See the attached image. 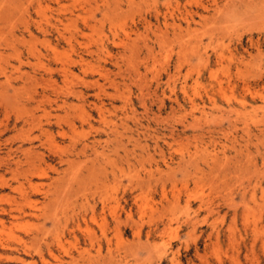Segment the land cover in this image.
<instances>
[{
	"label": "rangeland",
	"instance_id": "obj_1",
	"mask_svg": "<svg viewBox=\"0 0 264 264\" xmlns=\"http://www.w3.org/2000/svg\"><path fill=\"white\" fill-rule=\"evenodd\" d=\"M7 1L0 0V16ZM37 1L20 0L11 12L9 22L14 26L17 39L23 37L21 34L24 37L27 35L25 26L28 24L30 32L36 38L31 45L45 55V37L36 30L34 23L44 22V13L46 18L50 17L56 5L49 0H41L42 9L39 13L36 10ZM87 1L92 0H60L63 10H73L74 14H80L88 22L95 15L96 20L103 24L93 31H84L85 36L79 38L83 45L76 46V51H81L85 45L95 51L103 44L109 48L112 59H108L105 53L99 54L103 60L98 63L96 57H87L90 66H100L105 79L97 72H87L85 76L80 73V67H77L73 72V87L84 91L92 101L96 90L84 83L98 81L105 85L109 99L115 88L110 89L112 85H108V81H117L120 95L123 96L114 99L113 93V98L109 101L105 94H101L100 99L105 103H114L117 107L129 100L131 103L127 102L128 107L131 106L135 111L134 120L126 122L124 151L121 152L124 163L122 188L125 215L123 214L122 259L115 264H264V0H169L170 11L173 9L177 13V5L180 11L186 5L189 13L184 51L187 66L183 70L188 76L189 102L184 104L185 112L171 111V108L176 109L175 99L181 103L179 82L175 93H169L170 90L165 88L167 78L163 72L168 60L169 72H172L180 52L179 42L170 39L159 48L147 41L154 49L156 58L153 60L146 58L143 49L146 34L141 22L146 19L156 26L152 17L154 7L162 13L166 12L167 0H119L121 10L113 13V0H98L102 3L109 2V9L100 3L99 9L93 11L92 15L81 13ZM110 18L116 20L113 32L109 31ZM1 23L0 20V25ZM77 23L81 26L80 20ZM5 29L3 37L6 36L8 25ZM123 30L130 33V40L136 43V47H140V52L136 50L138 53L132 55L126 52L119 59L117 54L123 48L113 47L111 42L118 39L130 45L131 41L124 38ZM148 35L154 39L150 33ZM59 51L63 59L69 55V48L64 44ZM114 59L122 70L113 67ZM144 60L148 62L149 70L153 71L147 74L146 79L142 77L140 81L138 78V85L143 86L144 83L149 89L146 90L143 86L142 93L146 91L143 95L140 87L137 90L136 81L129 83L127 78L130 74L125 69V63L128 61V66L136 63L135 66L138 65L139 72L143 75ZM50 61L40 58L32 61L36 64L33 69H23L36 78L30 82L31 85L37 88L43 85L40 75L44 74V65L52 63ZM118 70L124 73L121 74ZM156 73L161 76L157 95L164 99L165 105L162 107H159L156 100L149 104L152 99L147 96L154 88H150L149 83ZM106 75L110 77L107 81ZM56 80L62 91L59 90L58 93L63 95L65 86L59 81V77ZM155 81L157 80L152 82V86ZM2 82L3 78L0 77V83ZM162 90L164 96H161ZM139 92L143 95L142 100H146L149 110L144 116L141 115L143 107L139 102L142 101ZM72 102L77 103L75 100ZM77 127L76 137L88 132L86 125ZM162 156L166 165L161 161ZM148 158L153 159L150 161ZM44 182L48 184L46 180ZM114 245L110 246L114 249ZM63 247L67 251L71 249L68 240ZM102 247L105 253V245ZM74 249L72 247V251L69 250L65 255L59 248L52 247V253L59 259L57 262L62 261L63 264H91L90 258L96 254L94 250L79 254ZM46 253L44 252V257L49 264L57 263ZM71 253L74 255L71 256ZM69 254L71 259L66 257ZM80 255L82 256L79 257ZM216 259L221 261L217 263ZM35 261L41 264L37 258ZM59 262L57 264H62Z\"/></svg>",
	"mask_w": 264,
	"mask_h": 264
},
{
	"label": "bare ground",
	"instance_id": "obj_2",
	"mask_svg": "<svg viewBox=\"0 0 264 264\" xmlns=\"http://www.w3.org/2000/svg\"><path fill=\"white\" fill-rule=\"evenodd\" d=\"M19 1L8 0L4 12L1 11L3 21L2 18L0 19L2 22L0 25V77L3 78V82L0 83V264H37L36 258L41 264H49L44 257V252H47L49 257L57 262L59 259L52 253V247L59 248L65 255L72 247L79 254L81 252L88 253L92 249L96 254L90 258L91 264L118 263L122 259L121 245L124 220V190L122 188L124 163L121 152L124 151L123 139L127 129L126 122L127 120H134L135 111L131 109V106L128 107V103H131L129 100L123 101L124 104L121 107L115 106L114 103L102 101L100 99L101 94H105L108 99L109 93L106 94L105 85H101L98 81L88 82L83 79L87 81V83L83 82L85 86L90 84L91 88L96 90L92 101L89 100L84 91L76 90L72 84L75 77L73 72L77 67H80V73H84L85 76L87 72L91 74L97 72L100 77L104 74L102 73L103 70L99 69L100 66H96L97 71L96 67L90 66L87 57H96L98 60H94H97L98 63L99 60H103L99 54L104 55L105 53L108 59H112L109 48L103 44L98 46L95 51L87 45L81 51H76V46L81 47L83 45L79 38L85 36L84 31H93L98 26H103L101 21L96 20L95 15H92L93 11L99 9L102 2L98 0L87 1L86 6L82 10L80 9L81 13L92 15L90 23L80 14H74L73 10H63L60 6V0H49L56 5L54 13L47 18L44 13V22L34 23L36 30L45 37L46 54L43 55L31 45L36 38L30 32L28 24L25 26L28 39L23 34H21L23 37L20 39L14 35V26L10 24L9 16ZM131 3L133 2L131 1ZM108 4L109 2L101 5H105L109 9ZM165 4L167 8L166 12L163 13L154 7L152 17L157 23L156 26L146 19L141 22V27L146 34L143 49L146 58L149 57L148 59L153 60L156 57L154 58V49L150 44L161 48L170 39L179 42L180 52L172 72H169V60L165 62L167 67L163 72L167 78L165 88L170 90L169 93H175L179 85L181 103L175 99L176 109L171 108V111L180 112L182 110L185 112L184 104L189 102L188 76L183 70L187 66L184 51L185 37L189 29V13L185 8L186 5L182 11L177 5L178 11L176 10L177 13H174L175 10H169V0ZM41 6V0H38L36 10L38 9L39 13L42 9ZM112 6L111 13L121 10L119 0H113ZM31 9L33 8L31 7ZM79 20L81 26L77 23ZM114 21L116 20L113 18L109 19L110 32L115 29ZM6 24L8 31L3 37ZM131 32L133 31L131 30ZM123 33L124 38L126 37L128 42L131 41L130 33H126L125 30ZM148 33L152 35L153 40L149 38ZM114 37L116 39V33ZM147 41L150 44L146 43ZM132 42L129 43L130 45L118 39L111 42L113 47L123 48V51L117 54L119 59H121V54L124 55L123 53L126 52L131 55L138 53L136 50L140 47H136V43ZM63 44L69 48V55L67 54L64 59L59 51ZM40 58L50 59L53 64L44 65V74L40 75L43 85L38 89L30 83L36 78L27 74L23 69L34 67L36 64L32 61ZM115 59L114 62L117 60ZM118 61L122 62V60ZM114 65V68L121 69L116 62ZM125 65L127 66L125 69L130 74L127 78L130 80L129 83L134 80L137 85L142 77L146 79L147 74L153 71V69L149 70L147 61L142 65L144 66V76L139 72L138 65L135 66L136 63L128 66L127 61ZM117 74L114 75L117 76ZM155 75H151L152 80L157 81H155L154 86H152L153 81L149 83L150 88H154L147 95L152 99L148 103L151 104L156 100L159 107H162L164 99L157 95L161 76L157 73ZM102 76L103 78H101L105 79V75ZM58 77L65 86L63 95L58 93L60 90L56 80ZM108 77L106 81L110 79ZM119 78L121 79V77ZM108 82V85H112V87L109 86L110 89L115 88L114 94L112 93L114 99H117V96H123L120 95V85L117 81L110 80ZM143 86L135 87L137 90L140 87L141 90ZM144 92L146 93V91ZM112 94L109 99L113 98ZM142 94L140 100L143 99L144 94ZM164 95L162 90L161 96ZM148 97L146 98L147 101ZM72 100L77 101V103H73ZM139 102L143 107L141 115L144 116L147 112L149 113L146 100ZM85 125L88 126V132L76 137V130L79 129L77 126L85 127ZM161 161L166 165L163 156ZM155 165L158 167L157 163ZM4 192L5 194H3ZM126 217L129 218L130 216ZM67 240L69 247L72 245L68 251L63 247ZM229 241L231 244V239ZM102 245L106 247L105 253H103ZM110 245H114L115 248L113 249ZM66 257L70 258V254ZM218 259H216L217 263L221 261L218 262ZM59 263L63 264L62 261Z\"/></svg>",
	"mask_w": 264,
	"mask_h": 264
}]
</instances>
